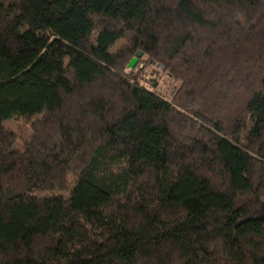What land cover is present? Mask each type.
I'll return each instance as SVG.
<instances>
[{
    "label": "trees",
    "instance_id": "trees-1",
    "mask_svg": "<svg viewBox=\"0 0 264 264\" xmlns=\"http://www.w3.org/2000/svg\"><path fill=\"white\" fill-rule=\"evenodd\" d=\"M0 264H264V0H0Z\"/></svg>",
    "mask_w": 264,
    "mask_h": 264
},
{
    "label": "rangeland",
    "instance_id": "rangeland-1",
    "mask_svg": "<svg viewBox=\"0 0 264 264\" xmlns=\"http://www.w3.org/2000/svg\"><path fill=\"white\" fill-rule=\"evenodd\" d=\"M124 43L125 40L117 41L114 45H112L111 50L120 48V46H122ZM133 57L135 58V56ZM135 59L137 60L138 58ZM139 82L147 86L149 83H157L156 90L167 99L173 95L175 85L177 83L176 80L171 79L165 73L160 71L154 64H147L141 68V73H139ZM29 124L30 121L12 120L8 121L6 126L10 129L18 131L16 133H20L21 131H28L27 127Z\"/></svg>",
    "mask_w": 264,
    "mask_h": 264
},
{
    "label": "water",
    "instance_id": "water-1",
    "mask_svg": "<svg viewBox=\"0 0 264 264\" xmlns=\"http://www.w3.org/2000/svg\"><path fill=\"white\" fill-rule=\"evenodd\" d=\"M138 56H140V53H136L135 58ZM135 58L131 59V61L128 64V67H132L135 64V60H136Z\"/></svg>",
    "mask_w": 264,
    "mask_h": 264
}]
</instances>
